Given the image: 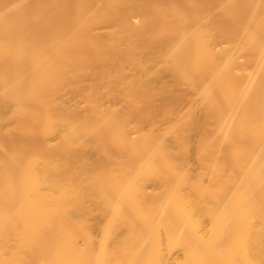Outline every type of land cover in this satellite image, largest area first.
Listing matches in <instances>:
<instances>
[{
    "label": "bare ground",
    "instance_id": "1",
    "mask_svg": "<svg viewBox=\"0 0 264 264\" xmlns=\"http://www.w3.org/2000/svg\"><path fill=\"white\" fill-rule=\"evenodd\" d=\"M0 264H264V0H0Z\"/></svg>",
    "mask_w": 264,
    "mask_h": 264
}]
</instances>
